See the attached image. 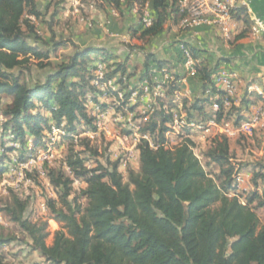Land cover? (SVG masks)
<instances>
[{
	"label": "trees",
	"instance_id": "trees-1",
	"mask_svg": "<svg viewBox=\"0 0 264 264\" xmlns=\"http://www.w3.org/2000/svg\"><path fill=\"white\" fill-rule=\"evenodd\" d=\"M100 1L115 9L123 4L122 0ZM124 3L128 8L151 5L153 25L136 31L143 41L161 35L169 23L180 25L184 17L180 0ZM243 12L235 9L234 15L238 17ZM42 16L36 0H0V105L3 95L12 98L11 104L0 108L4 118L0 184L7 172L5 161H10L9 155L19 162L26 161L32 153L28 151L29 143L32 142L34 151L41 147L53 125L65 130L64 139L96 130L90 102L100 103L104 94L115 100L118 97L117 91L103 92L94 84L99 62L107 67L105 81L114 82L124 93V99L116 102V111L135 114L133 120L140 126V133L148 135L150 141L142 139L138 144L139 170L128 169L127 182L118 161L104 165L97 160L93 168L86 165L85 153L98 157V150L88 138L71 143L58 165H44L47 181L57 192L56 199L46 201L49 220L61 225L50 246L49 220L32 221L26 215L31 197L11 190L5 215L19 226L32 250L46 264H264V226L257 212L264 208V162L248 166L253 190L231 196L238 190L236 176L241 173L232 163L229 138L212 140L203 155L205 165L195 154L192 139H185L174 148L163 146L174 122L171 110L176 105L172 97L181 77L172 73L171 62L159 59L145 47L139 51L145 55L143 78L149 87L154 85L150 76L152 66L172 77L170 83L162 85L169 98L168 107L158 100L154 110L145 115L137 112V105H130L133 92L126 85L131 78L129 59L115 55L107 47L91 44L78 49L68 62L58 64L43 83L30 86L23 82L33 59H49L50 51L43 52L33 44L43 40L35 23ZM245 23L249 24L247 20ZM179 44L188 48L195 59L202 54L194 45ZM196 68L201 93L191 102L184 101L187 124L216 121L238 126L245 120L241 110L250 101L245 98L238 108L212 110V97L223 95L214 84L218 68L205 62L197 63ZM190 130L184 128L187 134ZM150 142L158 148H152ZM213 167L218 172L207 171ZM28 177L34 182L39 180L37 171L28 173ZM76 180L85 184L80 196L87 200L86 207L79 203L80 197L71 199ZM17 241V237L0 236V246ZM4 260L0 255V264H5Z\"/></svg>",
	"mask_w": 264,
	"mask_h": 264
},
{
	"label": "rangeland",
	"instance_id": "rangeland-1",
	"mask_svg": "<svg viewBox=\"0 0 264 264\" xmlns=\"http://www.w3.org/2000/svg\"><path fill=\"white\" fill-rule=\"evenodd\" d=\"M36 1L40 4V10L43 16L35 23L38 29V36L43 40L33 44L38 45L43 52L50 51V53L48 60H32L30 70L25 72L22 78L23 82L28 83V85L33 86L36 83H43L46 80V77L54 71L58 64L68 62L70 57L78 49H82L91 44L104 45L105 43V45L107 44L112 50L119 51V53L121 54L130 53L133 61V64H131L130 66L137 65L143 62V60H141L137 56V52H139L140 47L144 46H142L141 43V46H139V42L141 40L138 39L135 33L130 34L128 32V30L134 28L133 26L122 32L121 28V33H113L112 36H109V34L111 33L105 31V28H107L108 24L99 25L98 20H94L93 17L97 19L98 15L102 14V11L105 10L104 5L100 0H90L87 3L86 8L81 9L78 13H75L73 8H70L68 6L67 2L64 3L61 0ZM91 1L93 2V9L89 7L92 3ZM118 10L119 9L112 8L111 13L118 14ZM92 12H94V15H92ZM136 15L138 17V21L140 22L139 14ZM119 16L121 18L124 17L120 14ZM105 17H107V22L109 18L108 16ZM90 22L92 23L91 26ZM92 29H94V31L102 33V35L100 34V36L101 38H104L98 42L89 40L91 38L97 39L96 34H94ZM139 29L143 30L142 26ZM109 38L110 40H108ZM55 46L57 48L53 51ZM145 49L150 50L149 46L147 47V44H145ZM40 64H42L43 66H39ZM140 90V93L142 95L143 91L141 88ZM136 101L137 98L135 97V99L131 100V104H136ZM11 102L12 98L10 96L3 95L0 108L3 109L6 105L11 104ZM3 123L4 118L2 115H0V135L2 133ZM108 124L111 127L107 129V132L103 131L105 133L104 135L102 134L103 132H101L99 136L92 140V145L98 150V157L91 155V153H85L84 155V157L87 159L86 165L89 168H93L97 160L104 165L116 162V157L123 155L124 149H130V147L132 146L133 141L127 135L122 134V131L115 129V126H112L110 124V121L108 123L105 122L103 125ZM112 124L114 125V122ZM125 136L128 139H124L123 137ZM118 137L121 139H118ZM209 137H202L201 135H197L194 138L195 154L199 157L202 164L204 165L206 163V159L203 155L210 146V142L208 141ZM172 141L173 144H171V147H174L182 143L183 138H176ZM121 142L124 143V146ZM71 143H75V140L63 138L60 140V142H58L57 145H55L57 156L56 162L52 167L58 165L57 163L60 162L65 153H67ZM231 146L233 155L232 163L235 165L236 169L240 171V175H242L245 179V183L241 187V189H243L241 190V192L247 194L248 192H251L253 190V187L250 183L248 166L264 162V134L256 136L253 133L247 138H236L231 141ZM40 148L41 147H39L38 150ZM76 150L79 151L78 147H76ZM1 153L2 150L0 151V154ZM9 157L12 158L14 156L10 154ZM5 162L7 164L8 159ZM128 169L132 168H129L128 166L127 168H125V170L122 171L125 177V182H127ZM207 171L218 172L215 167L207 168ZM72 187L71 199L80 197L79 203L82 205V207H86L87 200L80 196L81 191L85 188V184L81 181L76 180ZM244 189H246L247 192H244ZM11 190L20 195H23V197H31L26 215L30 217V219L34 222L49 220V213H43L40 209V206L42 203H46L48 199H56L57 192L49 184H47L45 180L40 178L37 182L32 181V183L22 184L18 176H10L5 174L2 183L0 184V215H2L4 220L2 223H0V236L17 237L19 239V241L11 243L9 245L0 246V255L4 257V263L46 264L41 255L38 252L32 250L30 246L31 242L26 238L25 234L20 230L19 226L11 223L5 215L4 209L11 201ZM257 212L261 221V225L264 226V208L259 209ZM60 228L61 225L53 220H49V237L47 239L48 246L52 245L54 233Z\"/></svg>",
	"mask_w": 264,
	"mask_h": 264
},
{
	"label": "crops",
	"instance_id": "crops-1",
	"mask_svg": "<svg viewBox=\"0 0 264 264\" xmlns=\"http://www.w3.org/2000/svg\"><path fill=\"white\" fill-rule=\"evenodd\" d=\"M148 5L150 8L151 5L149 3ZM104 8L105 10L102 11L103 15H98L97 19L95 17L93 18L94 20H98L99 25L108 24L107 28H105V31L111 33L109 34V36H112L113 33H121L122 31L127 30L129 29V27L133 26L134 28L128 30V32L130 34L135 33V35L138 37L140 32L137 33L136 31H142V29H139L141 28V23L138 21V17L132 7L128 8V6L123 3L118 10V14H112V8H110L109 6L104 5ZM237 9L244 12L241 16L238 17H235L234 15L237 29L231 41L224 40L221 33L214 27L202 26L194 31H185L181 29L180 25H173L171 23L167 24L165 32H163L161 35L147 38L146 41H138L139 46H141L140 43L144 47L145 44H147V47L149 46L150 50H147L149 53L154 54L159 59L171 62L172 73L178 74L181 77V79L177 82L178 90L175 92H179L182 95V102L177 103L174 101L176 107L171 110L172 115L174 113H177L185 118L186 111L184 110V101L191 102L201 93V82L199 75L197 74L195 77L187 76L182 64L180 63L181 55L179 43L194 45L200 51H202V54L197 59L199 63L205 62L207 64H210L211 66H217V71L224 68L238 73L240 81L238 83L237 94L235 96L233 106L237 108L240 107L241 102L245 98L250 101L249 104L246 107H243V109L241 110L242 115L245 117L244 121L249 120L259 109L264 108V99L256 92L252 91V89H254L255 87L264 89V32L258 37H254L251 33V29L254 26L255 21L259 20L264 24V0H238ZM119 14L124 17L121 18ZM92 15H94V12H92ZM105 16H108L110 20L108 19L106 22L107 17ZM246 20L249 22L248 25L245 23ZM121 28L122 30L120 32ZM92 31L94 32V34H96L97 39L91 38L89 40L98 42L104 38H101L100 36V34L102 35V33L94 31V29H92ZM108 40H110V38ZM97 46L107 47L115 55H118L123 59L126 57L129 59L128 73L131 75V78L126 81V85H128V89L131 92L137 94V103L131 104V100L135 99V97L130 98V105H137V112L143 115L141 111L146 105L147 99L143 94L141 95L140 88L145 84H148L147 80L143 78L145 64L144 53L141 51L137 52V56L141 60H143L142 63L130 66L131 64H133L130 53L121 54L119 53V51L112 50L107 44L105 45V43L104 45L100 44ZM150 76L154 84L151 88L153 91L158 86V83H161L162 81L165 82L164 77L159 72L157 67L152 66L150 70ZM162 91L164 96L158 100H160V103L163 101L166 104L165 108H167L169 98L166 95V91ZM172 98L174 100V93ZM99 101H101V103L104 105L103 110L108 114L107 117L102 121V124H104L105 122L108 123L110 121V124L112 126H115V129L122 131V134L126 135V132H130L126 129V124L123 121L118 120L120 116L127 117L128 115H133L135 117L136 115L133 113H118L115 106L116 101L112 97H100ZM91 109L92 106L90 105V111ZM113 122L114 125L112 124ZM210 122L211 121L203 124H192L193 127L190 128L191 133H185L189 136L188 139H192L195 143L194 138L197 135H201L202 137L210 136L208 141L211 143L212 140L217 137H226L224 135H218L217 130L214 128H212L209 132L201 131L198 129L199 126L207 127ZM229 123L232 124L231 122ZM104 126H106L104 132H107V129L111 127L109 126V124ZM171 126L170 130L168 131L171 134L168 136V138L169 142L173 144L172 140L180 137L173 134ZM104 132L102 133L103 135L105 134ZM254 134L256 136H260L264 134V129H257ZM129 135L127 136L131 139ZM119 137L118 139H121ZM123 138L128 139L126 136ZM236 138L238 137H230L229 139L230 141H232ZM184 140L185 138H183V141ZM132 148H134L133 142L130 149ZM134 149L137 160L133 161L129 165V168L131 167L133 170L138 171L139 153L136 148ZM119 170L122 173L125 168H119ZM244 191L247 192L246 189H244Z\"/></svg>",
	"mask_w": 264,
	"mask_h": 264
},
{
	"label": "built area",
	"instance_id": "built-area-1",
	"mask_svg": "<svg viewBox=\"0 0 264 264\" xmlns=\"http://www.w3.org/2000/svg\"><path fill=\"white\" fill-rule=\"evenodd\" d=\"M90 0H66L68 6L73 8L75 13H78L81 9L86 8L87 3ZM92 2V1H91ZM124 3V0H122ZM93 9V2L89 6ZM238 7V0H180V12L184 15L180 27L182 30L194 31L197 28L202 26L214 27L216 28L226 41H231L234 37V34L237 29L236 21L234 19L235 9ZM136 14L140 16V23L143 29L150 28L154 23V17L151 13L148 3L144 6H134L133 8ZM92 23L90 22V26ZM264 32V24L257 20L255 21L254 26L251 29V33L254 37H258ZM180 55L182 59V66L187 76L195 77L198 72L196 65L198 62L194 58L191 51L184 47L180 46ZM106 65L104 63H97V68L95 71L96 80L95 85L103 92H106L108 89L118 92V97L115 100L117 104L119 101L124 99V93L119 91V88L112 81H105L106 76ZM165 79V82L158 83V86L154 91L149 87L148 84H145L141 87L144 97L147 99L146 105L142 109V114L152 112L157 105L158 99L164 96L162 85L168 84L172 81V77L167 71L163 70L160 72ZM240 77L237 72L231 71L228 69H220L214 75V84L218 91L222 92L223 95L216 94L212 97V109L219 111L221 109L228 110L230 109L235 101V96L237 94L238 83ZM253 92H256L259 96L264 99V89H259L255 87L252 89ZM136 93H132V97H136ZM107 95L104 94L101 98H106ZM119 100V101H118ZM131 100V99H130ZM174 101L177 103L182 102V95L179 92H174ZM100 103L95 104L90 102L92 106L91 112L96 117V130L95 131H83L78 134L70 135L75 141H78L82 138H88L93 140L103 131H105V126L102 124V121L107 117V112L103 110ZM127 112V110H126ZM133 115H128L127 117L120 116L118 121H123L126 124V129L130 131V137L134 143V148L137 149L138 144L142 139L150 141L148 135L142 136L140 133V126L137 125L134 120ZM173 125L171 126L173 134L188 139L189 136L185 134L184 128L193 127V125L187 124L185 118L182 115L177 113L173 114ZM212 128L217 130L218 135H224L226 137H238L240 135L251 136L257 129H264V108L259 109L253 116L247 120L241 122L238 126H233L229 122L224 124H219L216 121H211L207 127L199 126V130L209 132ZM171 133L167 132L165 135L166 142L163 146L167 148L171 147L168 136ZM67 137V133L63 128H58L55 125L47 132L44 139V144L38 150H33L32 142L29 143L28 151L32 152L29 154V157L24 162H19L16 157H12L7 163V175L18 176L22 184L32 183V179L28 177V173H34L37 171L39 178L43 179L48 183L46 172L44 170V165L48 164L53 166L56 162L57 150L55 145L60 142L61 139ZM122 143V142H121ZM124 146V143H122ZM150 146L154 149L158 147L154 146L150 142ZM179 146V145H178ZM177 147V146H175ZM125 148V147H124ZM124 149L123 155H120L116 161L119 162L120 168H127L133 161L137 160L135 155V149ZM69 171V170H68ZM237 192L231 194V196H236L241 192V187L245 183V179L242 175H237ZM50 185V184H49ZM245 192V191H244ZM40 209L43 213L48 212L47 204L44 202L41 204ZM3 217L0 215V223H2Z\"/></svg>",
	"mask_w": 264,
	"mask_h": 264
}]
</instances>
